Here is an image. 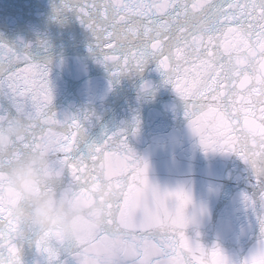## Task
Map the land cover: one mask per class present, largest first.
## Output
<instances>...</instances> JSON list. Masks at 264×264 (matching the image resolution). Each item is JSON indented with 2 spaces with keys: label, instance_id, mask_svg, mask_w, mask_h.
<instances>
[{
  "label": "snow or ice",
  "instance_id": "obj_1",
  "mask_svg": "<svg viewBox=\"0 0 264 264\" xmlns=\"http://www.w3.org/2000/svg\"><path fill=\"white\" fill-rule=\"evenodd\" d=\"M71 6L93 31L98 53L115 64L114 75L158 60V71L187 102L189 126L205 152L235 153L251 165L264 202V0H72ZM0 94L15 111L0 110V126L15 119L29 124L28 134L0 156V181L13 162L50 152L54 177L69 173L70 191L90 202L107 197L98 239L131 226L146 245L140 264H235L218 246L208 250L186 235L191 194L154 187L126 135L110 136L86 154L78 150L81 122L50 110L46 66L0 46ZM245 199L255 208L254 199ZM22 234L0 193V264H22ZM36 246L50 260L60 258L51 233L39 234ZM243 264H264V228L259 250Z\"/></svg>",
  "mask_w": 264,
  "mask_h": 264
},
{
  "label": "water",
  "instance_id": "obj_2",
  "mask_svg": "<svg viewBox=\"0 0 264 264\" xmlns=\"http://www.w3.org/2000/svg\"><path fill=\"white\" fill-rule=\"evenodd\" d=\"M71 5L72 0H0V46L48 68L50 110L62 121L80 120L82 154L110 136L126 135L131 149L147 163L154 187L191 194L186 235L208 250L218 246L235 264H243L259 250L264 228L262 188L254 169L238 154L205 152L189 126L187 102L158 71L156 58L142 71L114 75L115 64L98 53L93 31ZM104 27L98 25L97 31ZM0 110L15 115L12 101L2 94ZM70 182L67 172L53 178L56 188H67ZM246 196L255 200V208ZM99 202L106 206L107 197ZM38 238L25 228L17 240L22 264H72V248L62 249L60 258L52 261L37 249ZM99 243L113 248L140 244L146 253L144 241L131 226Z\"/></svg>",
  "mask_w": 264,
  "mask_h": 264
},
{
  "label": "clouds",
  "instance_id": "obj_3",
  "mask_svg": "<svg viewBox=\"0 0 264 264\" xmlns=\"http://www.w3.org/2000/svg\"><path fill=\"white\" fill-rule=\"evenodd\" d=\"M29 132V124L15 119L0 126V156L11 151L14 143ZM56 160L50 152H37L11 164L0 193L7 197L8 211L25 228L41 235L52 234L60 252L75 249L72 264H140L144 248L140 244L113 248L100 244L98 237L106 228L105 206L77 196L68 188L53 186ZM111 239V237H110Z\"/></svg>",
  "mask_w": 264,
  "mask_h": 264
}]
</instances>
